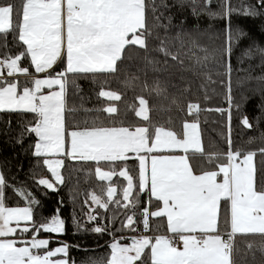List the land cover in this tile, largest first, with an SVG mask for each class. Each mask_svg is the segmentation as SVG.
<instances>
[{"label": "snow or ice", "instance_id": "obj_1", "mask_svg": "<svg viewBox=\"0 0 264 264\" xmlns=\"http://www.w3.org/2000/svg\"><path fill=\"white\" fill-rule=\"evenodd\" d=\"M211 2L204 0L205 8L199 10V0H21L19 6L0 2V48L7 47L9 33L13 40L25 46L15 56L8 52L0 55V113L32 114L31 119L23 121L17 143L23 144L25 135L34 134L38 139L31 145V154L40 158V163L47 166V171L54 178L40 177L36 179V184L58 191L59 186L65 183L61 169L66 159L92 161L95 162V174L101 181L111 182L114 175L127 181L122 195L123 200L129 203L121 204L120 200H116L117 208L128 209L131 204L135 209L143 192L148 193L150 200L155 198L160 202L157 210L149 212L145 208L142 211L145 231L150 228L149 216L166 217L170 235H141L133 238L130 245L113 237L109 253L87 257L84 264H237L234 258L239 252L237 235L259 234L264 237V177L258 185L254 165L257 152L241 148L232 150L230 136L229 151L213 154L205 152L198 119L196 122H185L182 133L155 124L130 127L123 126V121L119 122L120 126L112 121L109 126L98 116L66 125L65 113L77 111L67 106L69 86L78 91V79H94L95 74L116 73L118 61L124 58L125 49L130 45L145 50L144 59L154 71H167L169 59L185 71L206 68L210 54L201 40L203 37L210 41L219 40L220 34L198 27L186 29L183 21L173 25V16L166 15V12L173 7L181 10L188 7L198 18ZM229 4L230 0H224L223 12L209 11L208 15L212 19L228 21L223 30V43L213 51L220 56L223 61L221 66L228 76L226 98L229 108L214 111H227L230 122L232 108L237 112L241 109V104L232 103L230 57L234 44L245 33L232 29L228 18L238 10ZM242 14L264 16V0H256L255 4L244 7ZM173 27L179 29L174 35L170 31ZM152 40L159 43L150 47ZM150 51L164 57L163 67H157L161 61L149 58ZM257 51L264 55V49ZM245 55L251 56V53L246 52ZM27 57H30V65L34 66L36 73H48V76H33L29 67L20 63ZM186 59L193 62L191 66H185ZM58 64L61 67L57 70ZM17 75L30 79L23 83L18 79H7ZM207 79L215 83L211 76ZM257 79L264 80V76ZM44 89L49 91L46 93ZM153 91L160 95L166 89L161 88L160 81L156 80ZM98 96L113 101L121 98L116 92L104 90ZM172 102L176 103V100ZM139 104L135 114L148 121L147 101L140 98ZM83 110L103 111L109 115L117 112L115 106ZM202 110L210 109H201L198 103L188 104L189 114H199ZM240 123L246 128H253L246 115L241 116ZM149 127L153 129L151 133ZM259 152L264 155V148H260ZM196 154L215 168L204 169L203 164L195 162ZM133 159L139 162L135 185L126 163ZM101 162H109L108 170H102ZM116 162H124L119 165L122 170L117 171ZM36 176L34 171L33 177ZM10 187L13 186L4 171L0 170V264H75L69 257L68 244L53 249L49 248L50 238H39L41 232L65 233V220L59 214L60 209L57 208L56 214L49 218L36 220L34 212L40 201L26 189L13 188L27 204L8 206L5 190ZM106 193L107 200L95 192L90 195L91 201L105 211L113 202L117 188L109 183ZM222 201L226 202L223 215ZM134 215L135 212L127 215L124 224L132 231H136L132 227ZM98 216V213L88 214L87 219L94 222ZM116 219L114 215L112 222L115 223ZM73 222L78 229L83 227L75 216ZM162 223L155 226V232L159 233ZM90 230L104 234L110 228L107 224H96ZM24 234H30V237H24ZM247 247L251 250L253 245L249 243ZM258 250L264 255V243Z\"/></svg>", "mask_w": 264, "mask_h": 264}, {"label": "trees", "instance_id": "obj_2", "mask_svg": "<svg viewBox=\"0 0 264 264\" xmlns=\"http://www.w3.org/2000/svg\"><path fill=\"white\" fill-rule=\"evenodd\" d=\"M0 2L13 3L16 6L21 4V0H0ZM255 3L256 0H230L229 4L231 8L238 10L228 18L231 21L232 29H239L245 33L234 44L230 57L232 103L241 104L239 112L234 107L232 108L230 122L227 111H214V109L227 110L229 108L226 98L228 95V76L225 75V69L221 66L223 61L213 51L223 43V30L228 21L209 17V11H224V0H212L211 4L207 5V10L202 12L198 18L192 15L191 9L188 7L182 10L173 7L166 12V15L173 16V25H179L183 21L186 29L198 27L200 30L208 29L210 32L215 31L220 34L219 40L210 41L207 37H203L201 40L210 54L206 68L185 71L169 59L170 67L167 71H154L153 66L144 59L145 50L130 45L125 49L124 58L118 61L116 73L95 74L94 79H78L76 81L80 86L78 91H74L69 86L67 106L76 108L77 111L65 113L66 125H71L74 122L79 123L84 119L90 120L98 116L109 126H111L112 121L116 122V126H120L119 122L123 121V126L130 127L155 124L182 133L185 122L197 121L198 119L201 142L205 152L226 154L229 151V136L232 141V150L241 148L245 151L257 152L254 157V165L259 185L261 178L264 177V155L259 152L260 148H264V138H262V134H264V80H258L257 77L264 76V55H261L257 49H264V16L251 17L242 14L244 7ZM200 8H205L204 0H199L198 10ZM178 30L177 27H173L170 31L174 35ZM160 32L163 35V29ZM158 43V41L152 40L150 47H155ZM24 47L22 42L13 40L12 34L9 33L7 47L0 48V55L8 52L15 56ZM246 52H250L251 56L245 55ZM199 55L203 54L199 53ZM148 56L150 59L155 58L161 61L157 67H163L164 57L161 54L150 51ZM218 60L220 63H217ZM20 63L22 66L29 67L31 74L35 73L33 66L30 65V57L21 60ZM192 63V61L185 60V66H191ZM60 67L61 65L58 64L56 69L58 70ZM208 76H211V80L215 83L209 82ZM7 79L13 80V78ZM24 79L18 78L21 83L28 81ZM156 80L160 81L161 88L166 89L160 95L153 91ZM202 85L203 87H201ZM102 90L116 92L121 98L118 101H113L98 96ZM140 98L147 101L148 121L135 114L140 105ZM173 99L176 100V103L172 102ZM189 103H198L201 109L210 110H202L199 114H189L187 111ZM107 106H115L117 112L109 115L103 111L85 112L83 110L85 108L102 109ZM242 115L249 118L253 128H246L240 123ZM31 117L32 114L0 113V170L4 171L6 178L13 186L5 190L8 206L27 204L24 197L13 191V188H23L40 201L38 209L34 212L36 220H40L41 217L49 218L56 214L57 208L60 209L59 214L65 220V233L56 235L59 239L51 240L49 247L57 243H66L70 246V259L74 260L75 264H84L87 257H100L109 253V243L113 237L123 236L124 239H120L121 242H128L129 238L124 237V235L145 234L154 236L168 233L165 217L149 216L150 228L148 231L144 230L142 211L147 208L151 212L160 205V202L155 201V198L150 200L147 192L140 195V203L135 209L132 208L131 204H129L128 209L117 208L116 200H120L121 204L129 203V201L123 200L122 195V188L127 185V181L119 175H114L111 182L101 181L95 174V162L66 159L65 166L61 169V173L65 176V183L59 186L58 191L47 190L42 185L38 186L36 179L40 177L49 178L51 174L47 171V166L40 163V158L31 154L33 150L31 145L37 141V138L34 134L25 135L23 144L17 143L23 121L31 119ZM9 121H11L10 124ZM81 126L83 127V125ZM149 131L151 133L153 129L149 127ZM250 140L253 142L249 143ZM195 162L203 164L206 170L215 168V165L207 163L200 154H196ZM108 163L101 162V168L108 169ZM121 163L124 162H116L117 171L121 169L119 167ZM126 163L129 173L134 177L135 185L138 161L133 159ZM34 171L37 173L35 178L33 177ZM109 183L117 188V193L113 202L109 203L108 210L105 211L97 205L91 208L90 193L95 192L103 200H106V188ZM135 194L136 189L134 188L133 197ZM225 203L221 202L222 215ZM73 209H75L74 212ZM89 212L99 214L97 221H88ZM133 212H135L133 216L135 223L132 227L136 231L124 227L121 223L126 220L127 215H131ZM114 215L117 217L115 223L112 222ZM73 216L82 223V228L76 227ZM161 222H163L162 226L157 233L154 231L155 226ZM96 224H107L110 231L104 234L92 232L90 229ZM49 235L52 234L48 233L47 236ZM249 243L253 245L251 250L247 247ZM262 243H264V237L259 234H238L236 246L239 252L234 256L237 264H264V255L258 250ZM253 254H255V260H253Z\"/></svg>", "mask_w": 264, "mask_h": 264}, {"label": "rangeland", "instance_id": "obj_3", "mask_svg": "<svg viewBox=\"0 0 264 264\" xmlns=\"http://www.w3.org/2000/svg\"><path fill=\"white\" fill-rule=\"evenodd\" d=\"M35 72V71H34ZM32 75H36L35 73H33ZM48 75L47 74H45V75H40V76H36L37 78H46ZM25 77V76H24ZM19 78L20 79H22L23 78V76L22 75H19ZM29 78L30 77H25V79L24 80H29ZM14 79H18V77H16V78H14ZM29 86H31V85H29ZM53 90H58V89H56V88H54ZM44 91L47 93L48 91H49V89H44ZM104 91H109V90H104ZM139 107H140V105H139ZM138 110H139V108H138ZM188 123H191V122H196V121H187ZM166 130H169V129H166ZM199 130V129H198ZM200 133V132H199ZM102 170H108V169H103L102 168ZM120 170H122V169H120ZM119 170V171H120ZM98 177V176H97ZM99 178V177H98ZM49 179H54V178H52L51 176L49 177ZM127 186V185H126ZM125 186V187H126ZM92 193V192H91ZM91 193H90V195H91ZM90 197V196H89ZM91 200V199H90ZM107 200V199H106ZM92 202V201H91ZM23 206H26V205H23ZM96 205L92 202V205H91V208H94ZM91 210V209H90ZM88 214H92V213H88ZM124 224H126V220L124 221V223H123V226H124ZM22 226H23V222H22ZM47 234L48 233H46V235H45V233H43V232H41L40 233V237L39 238H50V240H58L59 239V237H57L56 235H58V234H52V235H49V236H47ZM134 235H138V234H128V235H124V237H127V238H131V237H133ZM24 237H30V236H28V234H24ZM24 237H21V238H24ZM117 239H121V238H123V236H117L116 237ZM113 242V240L112 241H110V243H109V245L111 244ZM131 242H132V239L131 240H129L128 242H121V243H123V244H126V245H130L131 244ZM62 244H64V243H57V244H55L54 246H52V247H49V248H55V247H58V246H61ZM55 259V258H54Z\"/></svg>", "mask_w": 264, "mask_h": 264}, {"label": "crops", "instance_id": "obj_4", "mask_svg": "<svg viewBox=\"0 0 264 264\" xmlns=\"http://www.w3.org/2000/svg\"><path fill=\"white\" fill-rule=\"evenodd\" d=\"M33 69H34V66H33ZM5 71V73L7 72V69L6 70H4ZM34 71H35V69H34ZM35 74L36 75H33V76H40V75H45V74H47L48 75V73H36L35 72ZM16 77H18L19 78V75H17ZM16 77H8V78H16ZM25 77H28V76H25ZM24 76H23V78H25ZM30 79V78H29ZM38 139V138H37ZM177 154H182V153H177ZM139 163V162H138ZM219 179V178H218ZM162 206V205H161ZM157 210V209H156ZM165 219H166V217H165ZM166 234H170L169 232L168 233H166ZM141 235H144V236H150V235H145V234H138V235H134L133 237H131L129 240H131V239H133V238H138L139 236H141Z\"/></svg>", "mask_w": 264, "mask_h": 264}, {"label": "built area", "instance_id": "obj_5", "mask_svg": "<svg viewBox=\"0 0 264 264\" xmlns=\"http://www.w3.org/2000/svg\"><path fill=\"white\" fill-rule=\"evenodd\" d=\"M6 70V69H5ZM168 235H170V234H168Z\"/></svg>", "mask_w": 264, "mask_h": 264}]
</instances>
